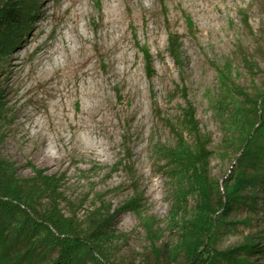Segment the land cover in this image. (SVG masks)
Segmentation results:
<instances>
[{"label": "rangeland", "instance_id": "374dc122", "mask_svg": "<svg viewBox=\"0 0 264 264\" xmlns=\"http://www.w3.org/2000/svg\"><path fill=\"white\" fill-rule=\"evenodd\" d=\"M40 3L0 0V59L8 56L27 63L16 45L32 24H43L44 33H51L57 23L53 17L57 0L45 10ZM144 4L153 34L148 43L154 54L159 51L163 56L156 63L158 69L170 67L171 82L166 90L160 91L159 85L145 94L139 156L126 153L120 136H104L87 144L95 151V160L85 157L74 162L47 147L54 162L44 163L25 144L5 137L10 111L0 87V165L13 167L15 179L24 183L40 214L54 212L70 221L93 249L99 242L104 264H185L175 247L198 203L192 194L193 163L187 152L202 145L213 192L235 178L241 167L250 182L243 203L229 217L218 216L208 248L218 255L228 253V258L218 256L213 264H264V127L253 132L249 146L258 158L247 168L242 165V142L249 125L264 124V0H145ZM154 99L169 108L148 111ZM139 157L147 166L144 177L136 166ZM148 177L155 180L154 186H148ZM42 183L50 189H42ZM105 221H111L102 233L107 238L92 241L94 224ZM26 249L18 246L11 257ZM35 255H40L37 264H49L58 252L45 255L38 249Z\"/></svg>", "mask_w": 264, "mask_h": 264}, {"label": "bare ground", "instance_id": "6f19581e", "mask_svg": "<svg viewBox=\"0 0 264 264\" xmlns=\"http://www.w3.org/2000/svg\"><path fill=\"white\" fill-rule=\"evenodd\" d=\"M51 1L40 4L45 10ZM144 1L57 0V23L49 35L43 24L29 27L16 45L27 63L0 59L1 96L10 111V129L4 135L9 141L25 144L49 164L54 160L47 147L74 162L97 159L87 144L104 136H120L126 153L139 156L145 94L159 85L160 91L166 90L171 82L170 67L158 69L163 56L154 54L148 43L153 34ZM168 108L154 99L148 111ZM137 165L144 177L147 166L141 157ZM154 183L147 178L148 186Z\"/></svg>", "mask_w": 264, "mask_h": 264}, {"label": "trees", "instance_id": "16d2710c", "mask_svg": "<svg viewBox=\"0 0 264 264\" xmlns=\"http://www.w3.org/2000/svg\"><path fill=\"white\" fill-rule=\"evenodd\" d=\"M261 126L263 128L264 124L251 123L242 142V165L246 168L258 158L249 146L253 132ZM187 153L193 163L190 178L192 194L198 198V203L182 228L175 251L177 255L184 256L185 264H213L218 256L228 258V253L218 255L208 248L218 216L229 217L243 203L242 194L249 188L250 182L243 177L244 168L241 167L235 178L225 181L223 187L217 185L213 192L205 168V147L199 145L194 153ZM12 169L9 164L0 165V264H27V261L37 264L40 255H35V251L38 249L45 255L58 252L57 258L49 264H84L86 260L90 264H104L102 260L105 261L106 256L101 244L97 242L93 249L92 244L87 242L89 239L81 238L70 221H65L54 212L40 214L29 190L23 182L15 179ZM45 181L49 182L50 178H45ZM41 185L42 189H50L47 183ZM110 223H95L89 238L102 242L107 238V233L102 234L104 227ZM112 235V232L109 233V236ZM18 246L27 249L23 254L11 257Z\"/></svg>", "mask_w": 264, "mask_h": 264}]
</instances>
